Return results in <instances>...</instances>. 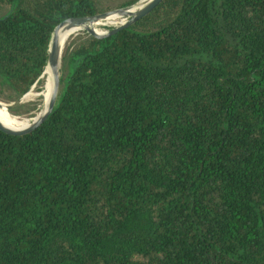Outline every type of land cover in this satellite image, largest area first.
Here are the masks:
<instances>
[{
  "label": "trees",
  "instance_id": "trees-1",
  "mask_svg": "<svg viewBox=\"0 0 264 264\" xmlns=\"http://www.w3.org/2000/svg\"><path fill=\"white\" fill-rule=\"evenodd\" d=\"M139 1L0 0L9 111L42 104L59 22ZM66 49L45 121L0 129V264H264V0H162Z\"/></svg>",
  "mask_w": 264,
  "mask_h": 264
},
{
  "label": "water",
  "instance_id": "water-1",
  "mask_svg": "<svg viewBox=\"0 0 264 264\" xmlns=\"http://www.w3.org/2000/svg\"><path fill=\"white\" fill-rule=\"evenodd\" d=\"M161 2L162 0H149L143 3L142 5H140V7H138L136 10H132V7L119 8L117 10L107 11V12H103V13H99V14H95L91 16L70 17V18L64 19L63 21L59 22L54 28V31L51 36V40L49 44L48 62L42 74V77L45 76L48 69H50L53 72V90L49 98L48 107L43 112L36 115L33 122L29 123L23 129L17 130V129L9 128L5 126L1 121H0V129H2L3 131L9 134H13V135H23V134L29 133L35 130L36 128H38L54 109L56 102H57V98H58V91H59V86H60V67H61V59L63 56L60 50V43H61L60 33L61 32H66V31H71V30L75 32L74 29H78V30H84L85 32L95 37H104V36L112 35L130 26L132 23L136 22L138 19L143 18L144 16L148 15ZM114 14L121 15L124 18H126V20L120 25L112 27L108 31H105V32L95 31V29L93 28L94 23H96L100 19L106 18ZM0 107H5L8 110V107L5 103L0 102Z\"/></svg>",
  "mask_w": 264,
  "mask_h": 264
},
{
  "label": "bare ground",
  "instance_id": "bare-ground-1",
  "mask_svg": "<svg viewBox=\"0 0 264 264\" xmlns=\"http://www.w3.org/2000/svg\"><path fill=\"white\" fill-rule=\"evenodd\" d=\"M147 1H149V0H144L142 3H145ZM140 5H142V4H140ZM140 5H135L134 7H132V10H136L138 7H140ZM117 17H118V15L114 14V15L108 16L106 18L100 19L99 21H97L96 23H94L93 28L95 29V31L99 32L94 27L95 24H100V23L105 22V21H108V22L114 24L115 23L114 21H115V19ZM125 20L126 19H122L120 22H117V23H120L121 24ZM74 30L77 31L78 29H74ZM73 32L74 31L71 30V31H66V32H61L60 33V39H61L60 50H61V54L62 55L64 54V50L66 49L67 43L69 41V38H70L71 34L73 35ZM52 90H53V72L50 69H48L47 70V73L45 74L44 87L41 90V92L38 93V96H41L42 97V107H41L42 109H41V111L38 114H40L41 112H43L48 107V102H49V98L51 96ZM3 106H5V105H3ZM0 116H2L6 120L12 122L13 124L22 125V126H25V127L29 123L33 122V120L35 118V117L20 118V117H17V116H13V115H11L9 113V111L5 107H0ZM11 127L13 129H17V130L25 128V127H23V128H16L15 126H11Z\"/></svg>",
  "mask_w": 264,
  "mask_h": 264
},
{
  "label": "rangeland",
  "instance_id": "rangeland-1",
  "mask_svg": "<svg viewBox=\"0 0 264 264\" xmlns=\"http://www.w3.org/2000/svg\"><path fill=\"white\" fill-rule=\"evenodd\" d=\"M144 0H140L137 4H135V5H140V4H143L142 2H143ZM107 5H114V3L113 2H110V1H108V2H106L105 3V5L104 6H107ZM135 5H133V6H135ZM133 6H131V7H133ZM119 9V8H118ZM114 10H117V9H114ZM109 11H113V10H109ZM122 19H126V18H124L123 16H121V15H118V17L115 19V23L113 24V23H110V22H108V21H105V22H102V23H100V24H95V28L99 31V32H105V31H108V30H110L112 27H115V26H118V25H120V23H117V22H120ZM83 31L84 30H77V31H75V32H73V35L71 34V36H70V38H69V41H68V43H67V46H68V44H70V42L78 35V34H80V33H83ZM67 46H66V48H67ZM64 52H65V50H64ZM41 87L42 86H38V85H34V87L26 94V95H24L19 101L20 102H22V103H28V102H30V101H36V100H40V97L38 96V93H40L41 92ZM38 88H40V89H38ZM40 90V91H39ZM33 91V92H32ZM38 91V92H37ZM0 102L1 103H5L6 101H4V100H2L1 98H0ZM42 102V101H41ZM6 105H7V107H9L10 105H13L14 103H5ZM42 107V104H40L39 105V108H38V110H36V111H34L32 114H15V113H12V112H10L9 111V109H8V111H9V113L11 114V115H13V116H17V117H20V118H26V117H35L40 111H41V108Z\"/></svg>",
  "mask_w": 264,
  "mask_h": 264
}]
</instances>
